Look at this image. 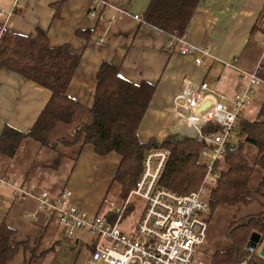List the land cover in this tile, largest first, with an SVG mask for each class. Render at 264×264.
<instances>
[{
    "label": "crops",
    "instance_id": "0c3cea01",
    "mask_svg": "<svg viewBox=\"0 0 264 264\" xmlns=\"http://www.w3.org/2000/svg\"><path fill=\"white\" fill-rule=\"evenodd\" d=\"M60 1L0 0V22L6 30L20 35L46 31L51 47L69 46L80 53L79 66L67 95L85 107L91 105L96 76L104 62L117 66L121 77L131 83L154 85L155 91L137 132L142 144L152 141L161 144L175 138L174 98L185 79L205 81L211 88L230 97L245 84L237 69L253 72L263 53V49H259L261 37L257 27L264 11V0L199 1L184 38L196 48L209 50L210 56L199 52L183 55L179 45L169 46L173 43L170 36L135 20L133 16L143 18L151 0H109L107 3L65 0L57 8ZM196 59H201L202 63L196 64ZM51 95L48 89L1 69L0 137L7 126L21 133L28 132ZM60 152L66 156L59 167H51L55 163L49 167L46 160L44 165L33 168L25 177L19 175L17 168L8 165L18 156L17 153L11 158L0 154V178L17 185L49 190L52 197L70 188L74 202L82 209L91 214H107L109 208H104V202L121 156L116 153L100 156L92 145H86L68 165L69 151ZM31 161L37 163L38 159ZM50 169H54L55 174L69 170L63 187L58 188L57 180L49 177ZM9 189L12 188L6 186L3 191ZM8 197L11 196L2 192L1 187L0 225L6 222L15 229L13 224L19 214H13L19 213L17 210L23 208V203L17 199L16 212H8L4 207L11 210L17 206ZM11 219L14 223L9 222Z\"/></svg>",
    "mask_w": 264,
    "mask_h": 264
},
{
    "label": "trees",
    "instance_id": "16d2710c",
    "mask_svg": "<svg viewBox=\"0 0 264 264\" xmlns=\"http://www.w3.org/2000/svg\"><path fill=\"white\" fill-rule=\"evenodd\" d=\"M63 1L57 3L56 7L60 8ZM99 1L107 3L109 0ZM199 1L151 0L142 18L143 23L170 37L182 38ZM0 30V70L14 72L52 93L28 132L21 133L8 126L4 129L0 137L1 155L13 157L26 139H33L56 153L53 168L59 167L66 156L57 149L59 145L75 149L77 154L86 145H92L100 156L116 153L121 156V163L110 189L119 187V196L122 201L126 199L143 172L148 150L158 147L155 141L142 144L137 135L155 86L147 82L138 85L131 83L121 77L117 66L104 62L96 76L91 105L85 107L67 95L79 66L80 53L69 46L51 47L47 32L43 30H37L34 35H20L6 30L1 22ZM261 77L264 79V64ZM253 106L254 115L246 117L242 114L238 121L235 129L237 142L227 144L220 163V178L209 193V212L213 214L220 207H248L259 199L263 200V211L231 224L226 234L230 245L217 250L210 264H236L246 259H249V264H264V259L257 254L258 250L251 252L247 249L252 234L262 236L261 244L264 240V99ZM84 111L90 116L89 122L75 127L69 138L60 137L53 141L52 136L60 124L72 126ZM203 132L221 133L222 127L208 123ZM162 147L168 149L170 155L160 186L180 195L196 191L206 174L205 162L201 159L206 146L195 138L185 137L180 141L167 139ZM257 168L262 179L252 185ZM134 208L131 207L127 215ZM107 216L113 222L114 217L110 213ZM16 233L6 222L0 225V264H10L20 250L24 255L28 254V257L24 256L22 264H39L53 249L41 250L42 240L31 243L26 239L13 243ZM89 249L92 253L93 248L90 246Z\"/></svg>",
    "mask_w": 264,
    "mask_h": 264
},
{
    "label": "built area",
    "instance_id": "2783aa9c",
    "mask_svg": "<svg viewBox=\"0 0 264 264\" xmlns=\"http://www.w3.org/2000/svg\"><path fill=\"white\" fill-rule=\"evenodd\" d=\"M133 18L143 23L139 16ZM258 28L264 33V11ZM171 39L173 43L169 46L173 47L174 43L179 45L183 55L199 52L210 56L209 50L190 45L184 37L171 36ZM262 46L263 53L253 72L237 69L240 77L245 79V84L233 96L222 94L205 81L185 79L174 98L177 120L175 130L180 136L195 138L211 150V155L205 161V177L196 191L180 195L160 186L170 155L162 143L148 150L143 172L126 199L119 206L105 200L104 203L109 205L108 213L114 217L113 222L109 221L108 213L91 214L82 209L74 202L70 188L52 197L48 191L32 186H18L2 178L0 184L11 187L18 199H32L38 210L48 217L46 224L56 220L64 231L63 238L69 243H74L76 234L89 232L93 248L89 264H210L194 259L198 249L207 247V224L201 215L210 211L209 193L220 178L221 160L243 110L252 104L257 92L264 91V79L261 77L264 39ZM195 62L201 64L202 60L196 59ZM208 123L220 125L222 132L205 134L203 128ZM205 156H208L207 150L202 153V157ZM135 199L144 203L143 211L134 227V233L127 234L120 229V225L134 206ZM30 217L26 215L27 219ZM37 218L38 215H35L33 219ZM249 262L246 259L236 264Z\"/></svg>",
    "mask_w": 264,
    "mask_h": 264
},
{
    "label": "rangeland",
    "instance_id": "374dc122",
    "mask_svg": "<svg viewBox=\"0 0 264 264\" xmlns=\"http://www.w3.org/2000/svg\"><path fill=\"white\" fill-rule=\"evenodd\" d=\"M260 37L261 38H259V40L261 41L259 49L260 51H262V41L264 39V33L260 32ZM263 99L264 91L261 90L256 93L252 104L250 105V107H246L243 110L242 114L246 115V117H252L255 113V106L252 107V105H254L255 102L262 101ZM89 119L90 116L88 115L87 111H84L83 113H80L78 115L72 126L67 127L63 124H60L52 136L53 141L60 137H64L65 139L69 138L71 132L74 131L75 127H80L82 124L89 122ZM236 133L237 132H234L230 139V141L233 143L237 142ZM58 149L60 151H69L70 158L68 165L69 163L74 162L75 156L77 155L75 149L65 148L64 145H59ZM206 150L208 156L201 158L202 160H204V162L211 155V150L209 148H206ZM253 153H255V151H253ZM45 154L48 155L47 158L45 157ZM34 158L38 159L37 163H33L31 161ZM46 160L50 167V165L56 162V154L54 152L49 151L47 147H43L33 139H26L21 145V149L19 150L18 156L11 160L8 165L9 167L12 166L11 168H17L19 170V175H23L25 177L27 174L31 173L30 171H32L33 168L38 169V167L44 165L46 163ZM251 160L252 158H250V161ZM259 170V168L255 170V173L251 180L252 185H256L262 179ZM53 171L54 169H50V171L48 172L49 177H54L57 180L56 186L58 188L63 187L66 181L65 175L69 170L67 169L63 174H55ZM14 179L15 181H19L17 178ZM21 186L28 185L22 184ZM1 187L2 192H5V194L11 196L8 197L9 200H13L15 202L14 204H17V206L13 207L11 210L7 206L4 207V210L8 212H13L17 210L19 201L17 199L15 200L14 198H12V189H9L8 192L7 190L3 191V189H6V185L0 184V194ZM107 201L114 203L116 206H119L122 203V199L119 196V187L114 186L111 188L107 196ZM262 201L263 200L259 199V201H254L248 207L241 206L236 209L220 207L213 214L208 212L205 215H201L202 220L207 224V247L197 250V255L194 258L195 261H205L207 263H210L212 255L217 250L227 248V246L230 245L231 242L226 234L231 224H233L234 222L236 223L237 221L243 219L248 215H255L263 211ZM20 202L23 203V208H19L17 210L19 211V213L13 214V216H16L15 214H19V216H17L16 218L17 220L15 221V224H13L15 225L14 227L17 231L16 236L13 238V243H18L26 239L30 240L31 243H34L38 240H42L41 250H46L53 247L52 251L49 252L44 257V259L40 261L39 264H89L92 254L89 249L90 246L92 247V241L90 240L92 235L89 232L82 231L79 234H76L74 236L76 238L74 243H69L66 239L63 238L64 231L62 227L58 225L56 220H54L51 225H46V221L44 220H47L48 217H46L45 213L38 210L36 203L32 199H24L20 200ZM134 206L135 208L133 209V211L129 215L124 217V220L120 225V229H122L127 234L134 233V227L136 226L138 220L142 215L144 203L139 199H135ZM104 208H109V205L105 204ZM26 215H30L31 217L27 219ZM35 215H38V218L36 220L33 219ZM9 222L14 223V220L11 219L9 220ZM256 250H258L257 254L259 255L260 247H257L255 251ZM24 256L28 257V254L24 255L23 252L20 250L18 256H16L10 264H22L25 260Z\"/></svg>",
    "mask_w": 264,
    "mask_h": 264
},
{
    "label": "water",
    "instance_id": "95a60500",
    "mask_svg": "<svg viewBox=\"0 0 264 264\" xmlns=\"http://www.w3.org/2000/svg\"><path fill=\"white\" fill-rule=\"evenodd\" d=\"M174 134H175L174 140H176V141H180L183 138H185L183 136H180L177 130L175 131ZM261 241H262V236L261 235H259L257 233L252 234L251 237H250V240H249V242L247 244V249L249 251H251V252L255 251V249L260 246ZM259 257L264 259V240H263V242H262V244L260 246Z\"/></svg>",
    "mask_w": 264,
    "mask_h": 264
},
{
    "label": "bare ground",
    "instance_id": "6f19581e",
    "mask_svg": "<svg viewBox=\"0 0 264 264\" xmlns=\"http://www.w3.org/2000/svg\"><path fill=\"white\" fill-rule=\"evenodd\" d=\"M182 124H184V122H182Z\"/></svg>",
    "mask_w": 264,
    "mask_h": 264
}]
</instances>
